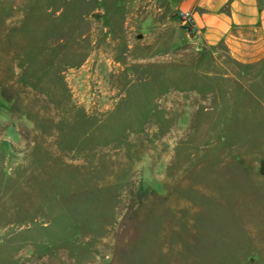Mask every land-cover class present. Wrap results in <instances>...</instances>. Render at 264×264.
<instances>
[{
	"label": "rangeland",
	"instance_id": "rangeland-1",
	"mask_svg": "<svg viewBox=\"0 0 264 264\" xmlns=\"http://www.w3.org/2000/svg\"><path fill=\"white\" fill-rule=\"evenodd\" d=\"M182 0H0V264H264V59Z\"/></svg>",
	"mask_w": 264,
	"mask_h": 264
},
{
	"label": "crops",
	"instance_id": "crops-1",
	"mask_svg": "<svg viewBox=\"0 0 264 264\" xmlns=\"http://www.w3.org/2000/svg\"><path fill=\"white\" fill-rule=\"evenodd\" d=\"M194 24L187 33L200 45L224 44L243 63L264 59V0H182Z\"/></svg>",
	"mask_w": 264,
	"mask_h": 264
},
{
	"label": "built area",
	"instance_id": "built-area-1",
	"mask_svg": "<svg viewBox=\"0 0 264 264\" xmlns=\"http://www.w3.org/2000/svg\"><path fill=\"white\" fill-rule=\"evenodd\" d=\"M177 15L180 21L183 23L184 26L189 30L192 28L194 24V15L191 10L179 8L177 11Z\"/></svg>",
	"mask_w": 264,
	"mask_h": 264
},
{
	"label": "trees",
	"instance_id": "trees-1",
	"mask_svg": "<svg viewBox=\"0 0 264 264\" xmlns=\"http://www.w3.org/2000/svg\"><path fill=\"white\" fill-rule=\"evenodd\" d=\"M189 30H191V29H189Z\"/></svg>",
	"mask_w": 264,
	"mask_h": 264
}]
</instances>
